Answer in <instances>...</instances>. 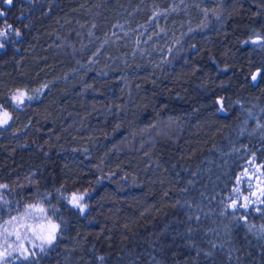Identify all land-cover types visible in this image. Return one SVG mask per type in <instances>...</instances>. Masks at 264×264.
<instances>
[{
	"label": "trees",
	"instance_id": "obj_1",
	"mask_svg": "<svg viewBox=\"0 0 264 264\" xmlns=\"http://www.w3.org/2000/svg\"><path fill=\"white\" fill-rule=\"evenodd\" d=\"M0 11L18 33L0 49V109L16 89L37 97L0 129V224L40 203L58 225L15 264H264V206L225 205L250 156L264 164V0ZM76 192L84 215L64 201Z\"/></svg>",
	"mask_w": 264,
	"mask_h": 264
},
{
	"label": "rangeland",
	"instance_id": "obj_2",
	"mask_svg": "<svg viewBox=\"0 0 264 264\" xmlns=\"http://www.w3.org/2000/svg\"><path fill=\"white\" fill-rule=\"evenodd\" d=\"M3 1L4 3H7L6 0ZM26 15L29 16L28 14ZM0 31L6 32L5 36H0V49L3 48L5 42L14 44V41L17 40L18 35L15 31L13 32L12 29L0 28ZM19 92H23L25 94V98L24 102L17 107L16 102L13 100V96ZM27 97H31V99H27ZM35 97L36 96L29 93L27 94L22 90L16 89L13 91L11 104L12 108L6 110L0 109V113L7 111L11 116V119L6 125L0 126V129L6 128L7 125L13 121L16 117L15 115L19 111L28 108L31 103L35 102ZM262 180H264V176L261 170V165L257 163L256 156L252 155L240 170L239 176L234 181L235 185L232 187L230 196L227 198L225 203L228 211L237 212L242 210L245 214L251 212L250 208H253L255 213H259L260 208H263L264 206V201L263 203L256 202L257 200L255 201L254 197H262L259 192V188L264 187V184H261ZM237 189L240 190L239 193H237ZM253 193H255V195H253ZM73 194L74 193L65 195L64 201L67 202L74 210L79 211L83 215L86 214L89 208L88 201H86V195L78 193L84 195V199L81 201V204L84 206V211L81 212L80 208L73 207V205L69 203V198ZM244 197L249 198L247 201V208L240 206L245 203ZM233 202H235V210L232 208ZM258 204H260V206ZM39 209H43V211L41 212ZM239 219L241 222H245L247 217L242 214ZM49 223L57 225L53 217L50 213H48L46 206L40 203H33L32 205L25 207L21 212L11 215V217L1 222L0 252L8 253L7 259L3 262V264H15L24 261L34 262L39 259L40 256L44 255L52 243L50 245L43 243L41 240L36 238L34 231L36 234H39L42 229L46 231ZM228 233L230 232L228 231ZM255 236L257 235L255 234ZM25 256H27V259L24 258Z\"/></svg>",
	"mask_w": 264,
	"mask_h": 264
},
{
	"label": "snow or ice",
	"instance_id": "obj_3",
	"mask_svg": "<svg viewBox=\"0 0 264 264\" xmlns=\"http://www.w3.org/2000/svg\"><path fill=\"white\" fill-rule=\"evenodd\" d=\"M8 4L12 3V0H6ZM4 15L3 12H0V16ZM8 28L10 29L11 26L9 25ZM18 34V33H17ZM6 32L5 31H0V36H5ZM257 41H253V43H256ZM257 75H259V72L256 75H253L252 79L255 81L257 78ZM25 94L23 92H19L16 95L13 96V100L16 102V106L19 107L20 104L24 102ZM27 99H31V97H27ZM11 119V116L7 111H3L0 113V126H4L8 123V121ZM261 184H264V180L261 181ZM237 193L240 192L239 189L236 190ZM260 196H264V187L259 188ZM86 195V194H84ZM84 195L74 193L70 198H69V203L73 205V207L80 208L81 212L84 211V206L81 204V201L84 199ZM255 195V193H253ZM260 197H257L259 199ZM248 197H244L245 203L241 204V207L247 208L248 204ZM233 210H235V202L232 204ZM39 211H43V209H39ZM58 229V225L51 224L49 223V226L47 230H41L39 234H36L34 231V234L36 235V238L41 240L43 243L51 244L55 240V233ZM26 251V250H25ZM8 253L7 252H0V264H3V262L7 259ZM27 259V256L24 257Z\"/></svg>",
	"mask_w": 264,
	"mask_h": 264
},
{
	"label": "water",
	"instance_id": "obj_4",
	"mask_svg": "<svg viewBox=\"0 0 264 264\" xmlns=\"http://www.w3.org/2000/svg\"><path fill=\"white\" fill-rule=\"evenodd\" d=\"M253 41H257L256 43H260V42H261V39H259L258 37H255ZM256 43H255V44H256ZM258 72H259V75H260V73H261L260 70H257L256 73H255L254 75H256ZM259 75H257V78H256L255 81L252 79V83H254V85H257V80H258V78H259ZM218 105H219V107L221 108V109H220V112H221L222 114H224V113H225V110H224V108H223V106H222V99H219V100H218Z\"/></svg>",
	"mask_w": 264,
	"mask_h": 264
},
{
	"label": "flooded vegetation",
	"instance_id": "obj_5",
	"mask_svg": "<svg viewBox=\"0 0 264 264\" xmlns=\"http://www.w3.org/2000/svg\"><path fill=\"white\" fill-rule=\"evenodd\" d=\"M257 163H258V161H257ZM259 165H261V170H262V172H263V176H264V164L263 163H259ZM254 200L256 201V202H262L263 203V201H264V196H262V197H260L259 199H257V197L255 198L254 197ZM259 206H260V204H258ZM251 210L253 209V208H250Z\"/></svg>",
	"mask_w": 264,
	"mask_h": 264
}]
</instances>
